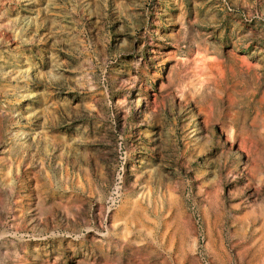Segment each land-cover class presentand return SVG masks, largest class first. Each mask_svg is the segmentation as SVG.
Masks as SVG:
<instances>
[{
  "label": "rangeland",
  "instance_id": "374dc122",
  "mask_svg": "<svg viewBox=\"0 0 264 264\" xmlns=\"http://www.w3.org/2000/svg\"><path fill=\"white\" fill-rule=\"evenodd\" d=\"M0 264H264V0H0Z\"/></svg>",
  "mask_w": 264,
  "mask_h": 264
}]
</instances>
